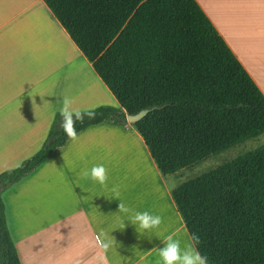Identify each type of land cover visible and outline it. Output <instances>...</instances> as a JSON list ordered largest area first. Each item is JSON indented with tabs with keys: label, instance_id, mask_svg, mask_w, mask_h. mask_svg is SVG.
I'll return each instance as SVG.
<instances>
[{
	"label": "trees",
	"instance_id": "obj_1",
	"mask_svg": "<svg viewBox=\"0 0 264 264\" xmlns=\"http://www.w3.org/2000/svg\"><path fill=\"white\" fill-rule=\"evenodd\" d=\"M42 2L118 104L80 111L77 133L157 107L132 126L163 176L264 134V95L195 0ZM60 121L31 157L0 173V264H21L1 194L65 146ZM171 197L208 264H264V144Z\"/></svg>",
	"mask_w": 264,
	"mask_h": 264
},
{
	"label": "crops",
	"instance_id": "obj_2",
	"mask_svg": "<svg viewBox=\"0 0 264 264\" xmlns=\"http://www.w3.org/2000/svg\"><path fill=\"white\" fill-rule=\"evenodd\" d=\"M195 1L264 95V0ZM8 5L11 6L4 9V13H10L13 10L14 14L4 21H0V28H3L4 24L11 18L25 11L28 6L38 10L44 17L43 19L40 18L38 23H35L34 20L31 22V25L38 24L39 37L42 38L43 32L47 33V40L51 42L53 30L50 26H46V23H49L58 30L57 32L64 39L72 42L42 0H29L28 3H25V0H9ZM24 37L34 42L33 49L36 50V55L32 56L27 41L19 37L21 39L18 40V45L21 47V51L24 50L19 57L20 72L13 71L18 67L14 62L15 58L3 53L4 50L1 48L0 42V173L19 166L41 147L54 116L55 102L58 99L63 101L65 96L74 93L72 89L64 87L65 80L62 76L46 78V81L44 77L38 80V71L49 70L50 65L38 63V39L33 38V32L25 34ZM78 52L86 62L87 60L82 53L79 50ZM32 60H35L34 65ZM87 64L88 67H91L88 61ZM33 66L35 67L34 76L25 74L26 70H31ZM21 67H23L24 72L21 71ZM57 71L58 69L55 70V72ZM13 77H17L20 84L11 85L10 80ZM60 78H62V83ZM98 90H103L98 95L99 100H103L105 97V100H110L106 104L118 107L108 89ZM88 92L92 94V90ZM88 92L83 89L79 90V94H82L84 98H89L87 97ZM71 98L74 101V97ZM86 102L87 104L84 106H76L74 103L73 109L89 110V100ZM94 103H97V100ZM94 105L101 106L99 104ZM78 136V140L74 142L68 140L63 148L50 156L52 160H55L52 167L58 175L51 181L52 235L59 233L61 222H66L67 227L72 229L80 221H83L84 231L92 242L95 234L103 229L115 241L107 253L111 264H159V256L158 258H150V256L156 252V246H163L162 243L170 234L180 239L183 247V244L189 241V235L187 237V230L171 197L172 190L182 183L176 177L180 171L174 175H168L173 178V182L169 184L166 179L169 177L163 176L158 171L143 139L131 124L126 123L122 128L108 123L106 125L98 124L78 133ZM89 137L91 139H88ZM122 140L134 144L132 157L136 161L135 163L141 167V170L140 168L134 169L129 157L130 151L121 153ZM83 141L89 142L82 144ZM94 142L98 143L95 144ZM48 160L1 194L4 212L7 210L11 215V224L15 235L18 237L19 243L17 244L9 232V226H7L21 264H23L22 257L28 260L31 257L28 258V254L31 251L29 248L33 245L35 252L32 255L33 260H29L30 264H44L42 258L38 256V240L41 245L44 236L38 234L37 225L34 243L30 242L31 236L24 221V214L32 205L38 207V171L46 167L45 163ZM95 164H103L108 170L109 178L104 186L79 176L81 170L90 169ZM138 174H140L142 181L139 193L148 192L150 200H157L159 203V206L155 205L152 211L147 206L148 211L163 218L161 204H165L169 214V217L166 218V220L169 219V224H166L165 227L161 224L159 229L153 230L149 238L139 233L142 230L136 229L129 222L128 215L117 212L120 201L136 211H146L137 200L133 201L131 197V193H133L132 184L136 182L135 180H139ZM58 177L65 183L70 197V204L65 211L59 207ZM149 179L151 180L150 189ZM155 181L158 184L156 191L154 189ZM114 188H118L119 196L113 191ZM155 193L156 198H154ZM4 196L8 205L3 200ZM147 202H142V204ZM16 210H18V218L14 219ZM64 212L66 214H62ZM18 245L22 250V257ZM95 249L98 251L97 248Z\"/></svg>",
	"mask_w": 264,
	"mask_h": 264
},
{
	"label": "rangeland",
	"instance_id": "obj_3",
	"mask_svg": "<svg viewBox=\"0 0 264 264\" xmlns=\"http://www.w3.org/2000/svg\"><path fill=\"white\" fill-rule=\"evenodd\" d=\"M8 1L9 0H0V21H4L6 18L14 14L13 10L10 11V13H4V9L11 6L8 5ZM28 1L29 0H25V3H28ZM2 2L3 4H1ZM40 18L43 19L44 17L38 10L31 9L27 6L25 11L21 12L18 16L11 18L6 24H4L3 28H0V42L2 45L1 48L4 50L3 53L15 58L14 62L16 65H18V67H16L13 71L20 72L19 57L22 55L21 53L24 52V50L21 51L22 49L18 45L19 39L24 38L27 41L28 49L30 50L29 52L32 53V56L36 55V50L33 49L34 42L24 37L25 34L27 35L28 33L33 32V38L38 39V63H46V66L47 64L50 65L49 70L46 69L43 71H38V80H41L44 77V80L46 81V78L50 79L52 77L62 76L65 80L64 87H66L67 89H72V91H74V93H72L70 96L74 97L75 104H73L76 106H84V104H87V100H89L88 106L90 107V109L98 106L94 104L110 105L106 104L109 103L110 100H105L106 98H103V96V100H99L100 98L98 97V95H100V92H102L103 90L99 91L98 89L107 88L95 75L92 68L88 67L87 61L85 62V60L80 57L78 50H76L77 48L72 42L64 39V37L57 32L58 30L49 23H46V26H50L53 30L51 42L47 40V33L43 32L42 38L39 37L38 24L31 25V22H33L34 20L35 23H38V20H40ZM45 22H47V20H45ZM28 36L30 37V35ZM40 41H43L44 43ZM32 63L34 65L35 60H32ZM57 69L58 71L55 72V70ZM21 71L24 72L23 67H21ZM34 71L35 67L33 66L31 70H26L25 74L34 76ZM19 81L20 80L17 77H13L10 80V84L16 86L20 84ZM60 82L62 83V78H60ZM80 89L86 90V92L92 90V94L88 92L89 94L87 97L89 98H84L82 94H79ZM95 100H97V103H94ZM54 107L55 109L53 111V114L55 116L59 114V110L62 107V100L58 99V101L55 102ZM79 110L80 109H78V111ZM102 124L106 125L107 123ZM115 126H117L118 128H122V126ZM88 139H91V137H89ZM88 142L89 141H83L81 143L88 144ZM94 143L97 144L98 142ZM262 144H264V134L256 139L248 140L241 144L235 145L220 154L212 155L191 168L181 170L176 176L177 180L179 179L180 182H183L195 178L225 162L236 158L237 156L245 152L256 149ZM133 147V143L127 140L121 141V153H123L124 151H130L129 157L132 165L134 166V169L136 170V168H140L141 170V167L137 163H135L136 161L132 157ZM54 162L55 160H52L50 158L45 163L46 167L38 171V207L36 208L35 205H32L26 210V213L24 214V221L29 228V235L31 236L30 242L34 243V234L37 230L36 228L38 225V234H42L44 236L41 240V245L38 240V256L42 258L44 264H96L94 258L96 256L97 250L92 247V240L84 231L83 221H80L72 229L67 227L66 222H61L59 233L53 235L51 233V181L58 176L56 170L54 169V167H52L54 165ZM137 177L139 180H135L136 182L132 184L133 193H131V197L133 201L137 200V202L140 203V206L142 205V208H144L146 211H148L147 206H149V209L152 211L155 208V205L159 206V203L157 200L151 201L148 192H145V194L143 193L144 191L142 193H139V188L141 187L140 183H142V181L140 174H138ZM166 179L169 184L173 182L172 176ZM148 183L150 189V179L148 180ZM58 184L57 196L59 197V207H62V209L65 211L68 204H70V197L65 183L60 180V177H58ZM154 189L155 191L158 189V184L156 181L154 184ZM146 190H148V188H146ZM154 198H156V193ZM3 200L8 205L5 196ZM61 200H63L64 202H62ZM147 200L149 201L147 202ZM142 202L147 203L142 204ZM161 207L163 211L162 225L165 227L166 224H169V219L166 220L167 216L169 217V214L166 210L165 204H161ZM62 214L66 213L64 212ZM5 215L7 226H9V232L12 234L15 242H17L18 244V237L15 235V231L11 224V215L7 210L5 211ZM16 218H18V210H16L14 213V219ZM29 249L31 251H29L28 258L29 256H31L29 260H33L32 255L35 252V246L33 245ZM19 251L21 255L22 250L20 249V247ZM151 257L158 258L157 251L153 256H150V258ZM29 260L25 257H22L23 264H30Z\"/></svg>",
	"mask_w": 264,
	"mask_h": 264
},
{
	"label": "clouds",
	"instance_id": "obj_4",
	"mask_svg": "<svg viewBox=\"0 0 264 264\" xmlns=\"http://www.w3.org/2000/svg\"><path fill=\"white\" fill-rule=\"evenodd\" d=\"M73 99L70 96H65L62 101V107L59 110L61 121L59 128L61 134L67 137L69 141L78 140L79 136L76 131L77 122L83 124L85 114L73 109ZM88 118L94 117L93 112H88ZM80 178L91 180L101 186L106 185L108 181V170L103 164H95L90 169H83L79 173ZM116 195L119 196L118 188L113 189ZM129 216V222L140 230L142 236L149 238L153 230L160 228L163 223L162 216L151 213L149 211H136L126 205L124 202H119L118 211ZM114 238L109 233L101 229L95 234L92 246L98 251L94 258L96 264H111L108 258V251L113 246ZM199 243V237L193 233L190 235L189 241L181 245V240L175 238L174 235H168L162 247L156 246V251L159 256V264H208L207 257L201 255L196 245Z\"/></svg>",
	"mask_w": 264,
	"mask_h": 264
},
{
	"label": "water",
	"instance_id": "obj_5",
	"mask_svg": "<svg viewBox=\"0 0 264 264\" xmlns=\"http://www.w3.org/2000/svg\"><path fill=\"white\" fill-rule=\"evenodd\" d=\"M157 107H151V108H146V109H142L139 112H137L136 114L133 115H127L125 116L126 122L128 124H134L138 121H140L142 118H144L149 112L155 110Z\"/></svg>",
	"mask_w": 264,
	"mask_h": 264
}]
</instances>
